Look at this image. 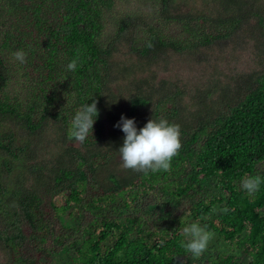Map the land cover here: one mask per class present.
<instances>
[{
  "label": "trees",
  "instance_id": "trees-1",
  "mask_svg": "<svg viewBox=\"0 0 264 264\" xmlns=\"http://www.w3.org/2000/svg\"><path fill=\"white\" fill-rule=\"evenodd\" d=\"M160 2L161 21L180 23L178 34L129 14L106 44L104 15L115 0H0L7 20L0 35V149L6 153L0 239L10 249L9 264H27L26 242L46 253L34 264H45L60 236L85 254L65 264H243L221 253L191 260L180 243L188 216L225 240L239 237L246 264H264V182L252 196L240 186L245 175L264 181L258 168L264 162V0ZM179 4L187 10L176 12ZM139 27L148 33L142 44L133 33ZM237 37L260 47V69L206 81L162 76L170 71L171 55L197 57ZM123 39L127 50L119 53ZM18 50L26 54L25 63L17 60L25 86L10 94L8 55ZM77 50V68L69 71ZM93 100L99 111L93 132L83 143L69 139L76 111ZM122 115L135 118L138 129L152 118L180 125L182 148L169 171L121 167L125 134L115 125ZM6 116L21 122L29 137L1 129ZM14 170L17 177L10 176ZM150 191L169 195L176 206L159 216L166 223L148 228L137 201ZM225 201L227 211L216 208ZM64 214L77 221L76 229L63 227Z\"/></svg>",
  "mask_w": 264,
  "mask_h": 264
},
{
  "label": "rangeland",
  "instance_id": "rangeland-1",
  "mask_svg": "<svg viewBox=\"0 0 264 264\" xmlns=\"http://www.w3.org/2000/svg\"><path fill=\"white\" fill-rule=\"evenodd\" d=\"M160 9L161 2L160 0H115V5L112 9L108 10L104 15V30L101 36V40L104 43H109L112 41L116 34L118 23L121 18L127 16L129 14H139L147 17L150 21L155 24L162 25L164 32L167 35L178 34L181 30L180 23H165L161 21L160 17ZM187 10V6H182L179 4V8L175 9L176 12ZM3 11L2 4H0V35L3 30L6 28V16L5 13L1 14ZM134 35L137 37L139 43H143L148 35L147 30L143 27L136 28L133 30ZM119 45V53H123L127 50V45L125 40H121L117 42ZM261 54L260 47L254 45L253 43H249L245 38L237 37L236 39L230 40L226 39V41L218 42L216 45L212 46L211 49H208L206 52H203L201 55L196 56H187V55H171L170 63L168 67L170 71L162 73V76H167L169 78H174V76H179L184 80L189 77L197 78L204 77L206 81L209 76H214L217 74H222V78H227L230 76H237L238 74H244L243 72H250L255 69H260L263 65L261 62ZM12 67L14 71L13 80H11L6 87L8 90L7 93L14 94L25 86L21 79L18 76L17 71V60L9 53L8 55ZM264 58V55H263ZM158 67V66H157ZM192 83V80H191ZM25 95H23V98ZM1 129L12 132H16L18 136H23V138H28V131L24 128L21 122L12 121L10 117H3L1 122ZM19 142V140L17 141ZM5 151L0 149V163L3 161V157L5 156ZM3 164V163H2ZM17 168V166L15 167ZM258 168L264 170V162L258 164ZM7 172L3 175L7 176ZM18 172L14 170L11 177H17ZM9 180V176L5 178V181ZM210 188L215 192L219 193L220 189L213 186V181L210 182ZM241 186V182H240ZM242 188V186H241ZM153 191H150L148 194L141 193L140 198L137 201L138 207L143 214V219L145 220V227L159 226L162 222L166 223V220H160L159 216H161L167 209L173 208L176 205L172 201L169 200V195H162L161 197L154 195ZM63 197L58 198L56 201L57 204L63 203ZM225 202L222 204H217V209L223 211L225 209ZM182 206L179 211H181ZM178 211V212H179ZM188 216V213L183 217L184 219ZM62 224L66 230H74L77 226V221L70 217L68 214H64L62 217ZM188 224L192 222H198L201 226V221L194 220L191 216H188L187 219ZM61 222L58 221L54 225V231L59 232L61 230ZM63 229V228H62ZM71 232V231H69ZM214 233L213 238L208 244L207 250L199 257L191 259L196 261L195 259H207L212 255L221 254H233L242 259L243 264H246L248 261V256L243 255L241 251V247L239 245V237L234 240H225L217 231H212ZM53 237L51 238V242ZM109 241V240H108ZM108 241L106 243H108ZM48 242V243H51ZM59 243H56L54 246L53 258L49 261H44L45 264H65L72 259H76L80 261L84 257V253L79 255L74 249L73 246H69V244H65V237H59ZM48 243H46L48 245ZM105 243V244H106ZM45 244V245H46ZM55 244V243H54ZM79 243L76 244V246ZM104 244V245H105ZM43 244L40 245L39 248L45 246ZM88 245H84V249H87ZM38 249V248H37ZM24 257L28 258L27 264H34V260H40L43 256H46V253L43 252L39 254L36 251V247L31 242H26L22 248ZM40 256V257H38ZM11 255L10 249L7 246L4 240L0 239V264H9ZM33 261V262H32ZM200 263V262H199ZM12 264V263H11Z\"/></svg>",
  "mask_w": 264,
  "mask_h": 264
},
{
  "label": "clouds",
  "instance_id": "clouds-1",
  "mask_svg": "<svg viewBox=\"0 0 264 264\" xmlns=\"http://www.w3.org/2000/svg\"><path fill=\"white\" fill-rule=\"evenodd\" d=\"M149 43L148 47H151ZM14 58L21 63L26 62V54L23 50H18ZM79 60V50L75 59L67 65L69 71L77 68ZM99 111L97 102L82 105L71 120L69 139H75L83 143L90 133L93 132V125ZM125 134L123 144L119 148L121 167L136 172L155 173L159 171H169L171 161L179 155L182 148L180 125L170 123L167 119H149L142 128H137L135 118H128L124 115L115 125ZM262 178L259 175L245 177L241 181L242 188L249 196L254 195L260 188ZM225 208L223 211H227ZM185 240L181 246L194 258H199L208 247L214 233L201 226L198 222H192L183 228L181 233Z\"/></svg>",
  "mask_w": 264,
  "mask_h": 264
}]
</instances>
